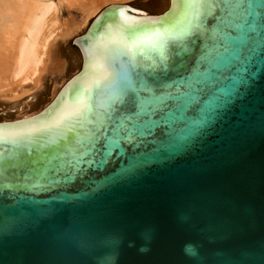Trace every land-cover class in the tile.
<instances>
[{"label": "water", "instance_id": "water-1", "mask_svg": "<svg viewBox=\"0 0 264 264\" xmlns=\"http://www.w3.org/2000/svg\"><path fill=\"white\" fill-rule=\"evenodd\" d=\"M91 23L52 104L0 121V264H264V0Z\"/></svg>", "mask_w": 264, "mask_h": 264}, {"label": "bare ground", "instance_id": "bare-ground-1", "mask_svg": "<svg viewBox=\"0 0 264 264\" xmlns=\"http://www.w3.org/2000/svg\"><path fill=\"white\" fill-rule=\"evenodd\" d=\"M85 1L87 2V0H57V2L55 0H0V101L16 102L41 88V76L50 66V47L53 45L55 33L60 30V7L77 10L78 7L88 5L90 13L98 11L97 4L90 1L85 5ZM111 1L113 5H129L128 3L133 0ZM127 8L124 6L125 11ZM82 65H84V56ZM36 115L37 113L25 115L11 122Z\"/></svg>", "mask_w": 264, "mask_h": 264}, {"label": "rangeland", "instance_id": "rangeland-1", "mask_svg": "<svg viewBox=\"0 0 264 264\" xmlns=\"http://www.w3.org/2000/svg\"><path fill=\"white\" fill-rule=\"evenodd\" d=\"M55 1L57 2V0ZM90 1L97 4L98 11L95 13L88 11V5L86 4H89ZM106 1L108 2L105 3ZM105 2L104 0H87L86 7H78L77 10L60 7V30L54 35L55 39L49 53V58L53 62L51 64V61H49L48 71L46 70V73L44 72L41 76V88L32 91L16 102L0 101V121L18 120L25 115L39 113L49 104H52L63 89L64 83L83 64V59L74 40L86 31L99 12L104 10L105 7L113 5L111 0H105ZM128 4L136 9L147 10L149 13H160L169 8V0H133Z\"/></svg>", "mask_w": 264, "mask_h": 264}]
</instances>
